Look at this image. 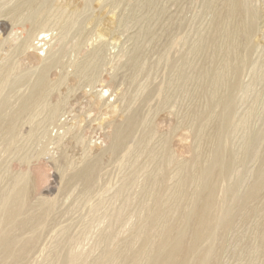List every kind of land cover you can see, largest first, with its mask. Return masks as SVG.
I'll list each match as a JSON object with an SVG mask.
<instances>
[{
    "label": "rangeland",
    "instance_id": "374dc122",
    "mask_svg": "<svg viewBox=\"0 0 264 264\" xmlns=\"http://www.w3.org/2000/svg\"><path fill=\"white\" fill-rule=\"evenodd\" d=\"M0 88V264H264V0H0Z\"/></svg>",
    "mask_w": 264,
    "mask_h": 264
},
{
    "label": "bare ground",
    "instance_id": "6f19581e",
    "mask_svg": "<svg viewBox=\"0 0 264 264\" xmlns=\"http://www.w3.org/2000/svg\"><path fill=\"white\" fill-rule=\"evenodd\" d=\"M3 81L5 82V79L3 78ZM2 85V84H1ZM0 94H1V88H0ZM25 99V98H24ZM16 100V99H15ZM28 101H26V102H32V101H38L37 100V98L35 97V95L34 96H32V97H29L28 99H27ZM25 101V100H24ZM15 102V101H14ZM195 212H196V208H195ZM176 252V251H175ZM171 253H172V251H171ZM170 253V254H171ZM174 253V252H173ZM171 255H173V254H171ZM164 264V263H163Z\"/></svg>",
    "mask_w": 264,
    "mask_h": 264
}]
</instances>
